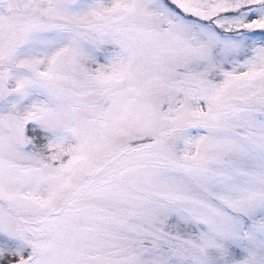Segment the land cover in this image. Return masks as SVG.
Instances as JSON below:
<instances>
[{"label":"snow or ice","instance_id":"obj_1","mask_svg":"<svg viewBox=\"0 0 264 264\" xmlns=\"http://www.w3.org/2000/svg\"><path fill=\"white\" fill-rule=\"evenodd\" d=\"M0 264H264V0H0Z\"/></svg>","mask_w":264,"mask_h":264}]
</instances>
